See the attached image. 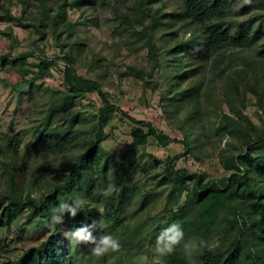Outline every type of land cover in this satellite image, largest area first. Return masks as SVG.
<instances>
[{"label": "rangeland", "instance_id": "374dc122", "mask_svg": "<svg viewBox=\"0 0 264 264\" xmlns=\"http://www.w3.org/2000/svg\"><path fill=\"white\" fill-rule=\"evenodd\" d=\"M73 1L0 0V195L10 193L11 178L17 193L34 199L63 185L93 137L102 103L97 93L72 97L67 92L63 71L69 64L82 79L95 81L108 101L124 113L109 122L101 147L116 168L125 169L131 187L121 202L124 228L111 233L119 238L121 248L97 257L88 244H70V254L60 253L59 264H172L169 255L173 252L188 264H198L200 237L192 234L191 225L184 228L183 238L171 253L155 249L156 237L170 224L172 211L185 204L190 191L189 183L161 185L159 181L168 164L201 173L205 180L219 179L227 174L220 163L221 153H238L236 144L243 137L230 134L232 127L247 128L248 120L264 131V73L256 74L264 71V54H259L264 44V0H236L229 19L232 33L247 34L250 45L219 51L216 66L211 61L195 64L188 60L197 72L183 86H197L198 107L189 120L185 119L188 110L181 109L179 124L162 111L163 98L170 93V67H155L150 59L138 33L141 21L146 23L139 0ZM155 1L151 8L159 9L166 27L167 23L172 27L176 20L171 15L179 11L178 5L172 0ZM60 7L64 15L56 19ZM67 23L73 28L67 30ZM169 31L161 28L154 34L163 63L169 60L173 44ZM22 56H26L24 65ZM41 61H49L42 71L38 68ZM247 66L259 81L255 76L243 80L237 71ZM130 118L151 124L169 142L161 145L149 137L144 146L131 149L134 124ZM68 130L75 145L59 155H43L38 136L62 135ZM254 133L250 130L251 137ZM12 141L18 144L16 151L9 148ZM110 185L109 179L97 195L108 197L104 192ZM95 197L89 202H95ZM95 203L102 211L101 203ZM28 212L25 209L8 228L0 229V239L10 247L9 260L26 255L53 234L52 223L40 214L26 222ZM219 240L220 235L214 234L207 244L212 248Z\"/></svg>", "mask_w": 264, "mask_h": 264}, {"label": "trees", "instance_id": "16d2710c", "mask_svg": "<svg viewBox=\"0 0 264 264\" xmlns=\"http://www.w3.org/2000/svg\"><path fill=\"white\" fill-rule=\"evenodd\" d=\"M179 11L171 15L176 23L172 27L163 20L159 9H152L155 0H139L141 14L146 23L139 30L140 36L145 40L150 59L155 67L167 65L170 93L163 98L162 111L174 124L180 123L181 109H187L185 119H192L198 107L196 85L183 86V83L193 78L197 72L195 64L211 61L214 66L219 62L217 53L223 49L245 47L252 43L247 34H233L229 19L233 13L236 0H172ZM89 0H76L72 3H89ZM150 5V7H149ZM144 7V8H143ZM64 15V8L58 9L59 16ZM138 14L136 16L137 20ZM11 20L17 18L10 16ZM143 20V19H142ZM73 26L69 23L66 29ZM165 28L170 30L168 61H160L159 50L154 41L157 30ZM173 28V29H171ZM188 35L187 38L184 37ZM259 54H264V44ZM193 59L195 64L188 65ZM65 60L69 61L66 57ZM26 63V56H22V64ZM49 64L41 61L38 65L40 71ZM243 80L261 77L264 71L253 73V69L242 67L237 71ZM167 73V72H166ZM63 81L67 92L72 97H79L86 93H97L101 103L100 111L93 137L86 143L84 150L77 157L70 169L63 185L55 187L39 199L29 195L22 196L14 189L13 179H9V194L0 195V229L8 228L23 214L25 209L26 222H30L37 214L45 217L54 227L53 234L42 241L37 247L30 248L26 255L16 260L7 259L10 252L8 242L0 239V264H59L60 253L70 254L71 245L64 238L61 227L66 230L82 224H95L94 235L111 234L119 228L123 230L121 222V202L130 193L128 178L125 169L116 168L113 158L102 150L101 143L105 137V129L115 115H123L111 104L95 81L82 79L69 64L65 65ZM232 83V82H231ZM233 84V83H232ZM228 85V84H227ZM225 119L232 122L228 116ZM134 124L131 130V149H138L147 143L149 137L156 139L161 145H166L169 138L158 133L147 122L131 119ZM237 125V123L235 124ZM249 130V131H248ZM250 130H254L251 137ZM258 127L247 120V128L233 126L232 133L242 134L237 142L238 153H229L224 150L220 155V163L227 171L223 177L215 180H205L203 174L190 173L186 169H175L166 165L164 175L159 184H190L187 201L182 207L172 211L170 223L176 222L182 229L191 225L192 234L200 237V253L198 264H264V131L259 132ZM71 130L64 134H41L37 144L42 148L45 156L59 155L75 145ZM187 138V135H185ZM12 141L9 148L16 151L18 144ZM188 148L187 142H185ZM158 163V161H157ZM110 179L115 185L114 191L108 197H99L98 191L106 188ZM96 194V195H93ZM73 202L82 199L84 204L81 211L74 218L65 216L64 222L58 224L52 220L53 208L61 201L60 197ZM95 197L103 210H99L95 202H89ZM99 197V199H98ZM92 203V204H91ZM178 215V217H176ZM190 216H193L191 221ZM214 234L220 235L218 243L210 248L208 240ZM54 239V240H53ZM86 244V243H85ZM87 245V244H86ZM92 246L91 244H88ZM172 264H188L179 253L169 255ZM71 260V259H69Z\"/></svg>", "mask_w": 264, "mask_h": 264}, {"label": "clouds", "instance_id": "9594fccd", "mask_svg": "<svg viewBox=\"0 0 264 264\" xmlns=\"http://www.w3.org/2000/svg\"><path fill=\"white\" fill-rule=\"evenodd\" d=\"M116 190L115 185H110L105 190L104 194L110 195ZM83 204L84 201L82 199H78L73 202L61 200L53 208L54 214L52 216V220L58 224H62L66 215L68 218L76 217L81 211ZM94 227H96L95 224H82L64 231L63 236L70 244H91V251L97 257L104 256L109 252L118 251L121 248V242L118 237H115L112 234H102L99 236L94 235ZM183 235V229L179 224H168L156 237V251L161 254L171 253L174 250V246L183 238Z\"/></svg>", "mask_w": 264, "mask_h": 264}]
</instances>
